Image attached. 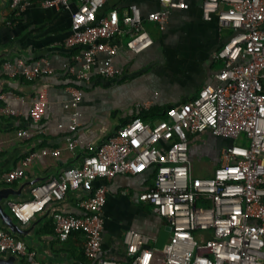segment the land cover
Instances as JSON below:
<instances>
[{
	"label": "built area",
	"instance_id": "obj_1",
	"mask_svg": "<svg viewBox=\"0 0 264 264\" xmlns=\"http://www.w3.org/2000/svg\"><path fill=\"white\" fill-rule=\"evenodd\" d=\"M110 1L12 0L10 8L16 19L33 3L71 10V4L76 2L72 34L64 44L83 52L82 70L72 69V74L83 81L90 79L100 54L117 55L114 39L126 32L131 37L128 49L132 52L143 53L154 44L139 6L132 5L124 17L118 10L101 15ZM156 1L161 8L147 20L164 27L174 11L189 10L192 0ZM202 13L206 22L216 20L221 31L231 34L214 55L223 65L216 76L217 84L205 86L192 101L172 107L167 119L154 126L141 119L131 120L98 153L85 156L81 165L32 188L31 200L11 206L21 225H28L85 184L98 180L108 183L118 176H138L155 169L153 189L141 194L139 200L168 222L170 239L161 251L162 260L157 262L158 249L152 246L155 240L127 231L124 244L129 264H264V0H202ZM54 72L46 59L32 67L22 59L5 61L0 66V81H34ZM98 73L115 77L117 70L108 60ZM71 96L65 109L72 111L69 129L75 132L81 126L79 106L84 94L72 88ZM44 107L42 103L33 110L35 123L44 116ZM0 115L18 117L19 113L0 106ZM204 134L223 139L226 145L214 175L195 180L191 141ZM20 135L32 137L28 130H20ZM79 144L73 137L68 138L71 151L75 152ZM3 152L0 147V155ZM49 154L59 156L60 152H33L19 168L3 174L1 180L13 185L24 179L34 160ZM108 194L109 186L105 184L89 198L81 199V216L60 211L54 214L55 233L60 240L67 241L75 233L85 236L87 264H119L102 256L106 229L103 211ZM9 253L27 264H43L21 239L0 228V256Z\"/></svg>",
	"mask_w": 264,
	"mask_h": 264
},
{
	"label": "crops",
	"instance_id": "obj_2",
	"mask_svg": "<svg viewBox=\"0 0 264 264\" xmlns=\"http://www.w3.org/2000/svg\"><path fill=\"white\" fill-rule=\"evenodd\" d=\"M8 1V7L0 12V51L17 46L27 55L8 61L22 59L32 67L46 59L55 72L34 81L23 78L0 81V106L19 113L18 117L0 115V147L4 151L0 159L18 147H29L12 168L1 172L5 174L19 168L21 161L33 152L59 150L60 155L49 154L34 160L26 169L24 179L10 186L3 183L2 174L0 187L17 188L26 178L39 179L41 183L58 179L66 169L81 165L85 156L98 153L137 111L171 108L192 101L205 86L217 84L216 76L223 65H219L214 55L231 35L228 30L221 31L216 20H204L202 0H192L189 10L174 11L164 27L147 20L152 12L161 8L156 0H112L107 14L118 10L124 17L132 5L139 6L154 44L143 53L132 52L128 49L131 37L126 32L114 39L117 55L100 54L90 79L81 81L72 74V69L82 70L83 52L68 50L64 44L72 34V12L78 4L72 3L71 10H58L37 2L15 19L10 8L12 0ZM108 60H112L117 70L115 77L98 73ZM4 62H0V66ZM75 86L84 89V97L79 106L81 126L71 132L72 111L66 110L65 105L72 100L71 89ZM42 103L45 104L44 116L35 123L33 110ZM20 130H28L32 137H21ZM70 137L80 143L75 152L68 146ZM225 145L223 139L210 134L192 138L191 162L195 180L194 163L207 160L211 165L205 178L212 177L221 164V149ZM155 178L156 172L152 169L138 176H118L108 183L98 180L85 184L79 191L70 192L65 201L54 203L37 215L36 227H30L32 221L24 226L16 220L26 230L27 243H24L37 253L43 264H74L86 259L85 236L75 233L69 240L62 241L55 233L54 214L49 219L44 216L49 209L81 216L80 200L89 198L97 188L108 184L109 194L103 211L106 229L102 256L119 264H129L124 239L126 232L133 230L155 240L152 246L158 249L156 261L159 262L171 230L165 219L139 200L141 194L153 189ZM29 200L31 190L27 193L26 201ZM19 263L27 264L21 259Z\"/></svg>",
	"mask_w": 264,
	"mask_h": 264
},
{
	"label": "water",
	"instance_id": "obj_3",
	"mask_svg": "<svg viewBox=\"0 0 264 264\" xmlns=\"http://www.w3.org/2000/svg\"><path fill=\"white\" fill-rule=\"evenodd\" d=\"M9 1L2 0L0 5V12L3 8L8 7ZM26 52L19 50L17 46L0 51V62L11 60L13 57L26 56ZM3 83V82H2ZM1 86V84H0ZM29 147L21 146L10 152L6 158L0 159V172L7 171L12 168L15 162L18 160L20 155L27 153ZM41 182L39 179L31 180L26 178L25 181L20 184L17 188L15 187H0V226L7 231H9L13 236L21 239L23 242L27 243V237L25 236L26 230L20 226L16 221V218L11 213V206L17 202H27V193L39 185ZM57 210H48L47 214L44 216L49 219L51 215L55 214ZM36 222L33 220L30 227H36ZM169 230L171 228L169 227ZM30 244V242H28ZM32 244V243H31ZM0 264H20L19 258L13 253L0 256Z\"/></svg>",
	"mask_w": 264,
	"mask_h": 264
},
{
	"label": "trees",
	"instance_id": "obj_4",
	"mask_svg": "<svg viewBox=\"0 0 264 264\" xmlns=\"http://www.w3.org/2000/svg\"><path fill=\"white\" fill-rule=\"evenodd\" d=\"M112 1V0H111ZM111 1L109 2V4L103 9L101 15H106L107 12H109L110 8V4ZM66 47V46H65ZM67 48V47H66ZM68 49V48H67ZM68 50H72V51H78L79 49H68ZM75 53V52H74ZM218 62V61H217ZM219 65H222L221 62H219ZM23 80H26L23 78ZM78 85V84H77ZM77 89L84 91L83 88L79 87V86H75ZM3 106V105H2ZM172 108V107H171ZM171 108H161V107H153L151 109H142L140 111H137L135 116L131 119V120H135V119H141L144 123L146 124H151L152 126L156 125L159 121L162 120H166L167 116H168V111ZM245 146H248L247 143H244ZM94 155V154H93ZM3 172L0 173V176H2ZM86 258V257H85ZM80 262H82L83 264H87L88 261L86 259L84 260H80Z\"/></svg>",
	"mask_w": 264,
	"mask_h": 264
},
{
	"label": "rangeland",
	"instance_id": "obj_5",
	"mask_svg": "<svg viewBox=\"0 0 264 264\" xmlns=\"http://www.w3.org/2000/svg\"><path fill=\"white\" fill-rule=\"evenodd\" d=\"M210 165L211 164L207 160L202 162L196 161L194 163L195 178H205V175H207L206 173H209Z\"/></svg>",
	"mask_w": 264,
	"mask_h": 264
}]
</instances>
